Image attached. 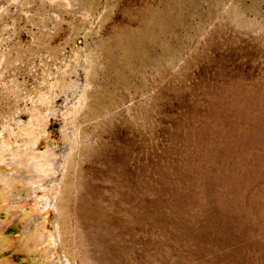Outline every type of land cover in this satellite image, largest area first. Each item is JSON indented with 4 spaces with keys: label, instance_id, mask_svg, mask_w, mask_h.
I'll use <instances>...</instances> for the list:
<instances>
[{
    "label": "rangeland",
    "instance_id": "obj_1",
    "mask_svg": "<svg viewBox=\"0 0 264 264\" xmlns=\"http://www.w3.org/2000/svg\"><path fill=\"white\" fill-rule=\"evenodd\" d=\"M0 264H264V0H0Z\"/></svg>",
    "mask_w": 264,
    "mask_h": 264
}]
</instances>
